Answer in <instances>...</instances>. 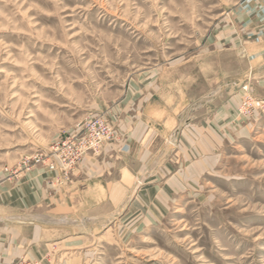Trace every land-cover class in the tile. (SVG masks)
<instances>
[{
	"label": "rangeland",
	"instance_id": "obj_1",
	"mask_svg": "<svg viewBox=\"0 0 264 264\" xmlns=\"http://www.w3.org/2000/svg\"><path fill=\"white\" fill-rule=\"evenodd\" d=\"M119 108L162 133L147 178L10 263L264 264V0H0V224L55 207L83 158L37 157L100 113L101 152Z\"/></svg>",
	"mask_w": 264,
	"mask_h": 264
},
{
	"label": "crops",
	"instance_id": "obj_2",
	"mask_svg": "<svg viewBox=\"0 0 264 264\" xmlns=\"http://www.w3.org/2000/svg\"><path fill=\"white\" fill-rule=\"evenodd\" d=\"M223 111L226 110L223 108ZM107 114L117 128L119 137L116 141L106 143L101 152L83 157L74 170L72 183L66 182L62 192L59 191L61 194L56 206L27 217L9 215L6 217L8 221L0 224V264H9L10 260L29 252L27 245L47 240L49 235L42 225L65 226L77 224L78 218L103 219L111 215L123 204L130 192L147 178L150 168L157 162L154 159L163 150L158 148L155 151L157 145H154L156 138L162 133L153 127L152 118L147 120L140 112L122 117L123 112L119 108ZM175 177L180 180V188H184L185 183L180 176L175 175L173 178ZM167 198L161 199L165 202ZM23 201L25 202L24 199ZM107 202L111 206L108 212ZM46 216L54 220H45ZM9 220L18 225H10Z\"/></svg>",
	"mask_w": 264,
	"mask_h": 264
},
{
	"label": "built area",
	"instance_id": "obj_3",
	"mask_svg": "<svg viewBox=\"0 0 264 264\" xmlns=\"http://www.w3.org/2000/svg\"><path fill=\"white\" fill-rule=\"evenodd\" d=\"M115 138L111 121L104 114H95L80 122L77 128L65 138L52 145L47 158L37 157V164L43 163L47 168L67 176L77 163L90 152H98L105 142ZM9 264H43L37 260L22 259Z\"/></svg>",
	"mask_w": 264,
	"mask_h": 264
},
{
	"label": "bare ground",
	"instance_id": "obj_4",
	"mask_svg": "<svg viewBox=\"0 0 264 264\" xmlns=\"http://www.w3.org/2000/svg\"><path fill=\"white\" fill-rule=\"evenodd\" d=\"M229 106V105H228ZM232 106V105H231ZM224 112V111H223ZM196 136H197V128H195V129H193V128H191V129H189V130H184V132H183V139H184V142L186 143V146H187V144L188 143H191V142H195V143H197V138H196ZM210 140V139H209ZM208 139L205 141V138L204 139H202L200 142H199V144H200V147L201 148H203V149H209V148H211L210 146V143H208V141H209ZM188 142V143H187ZM189 145V144H188ZM195 148H197V147H195ZM188 153H189V155H193L192 154V152H190V151H188ZM188 157H190V156H188ZM180 180L178 179V178H172V179H170L169 180V186H170V188L171 189H178V188H180L181 186H180ZM18 192V191H17ZM168 193L169 192H167V190L165 191V190H162L161 192H160V196H161V198H167L169 195H168ZM37 196H38V194H37ZM7 198V197H6ZM145 199V198H144ZM44 216V215H43ZM36 217V216H35ZM38 217V216H37ZM42 218V217H41ZM44 218V217H43ZM45 218H47V219H45V220H48V221H53L54 219L52 218V217H49V216H46ZM14 219V218H13Z\"/></svg>",
	"mask_w": 264,
	"mask_h": 264
}]
</instances>
